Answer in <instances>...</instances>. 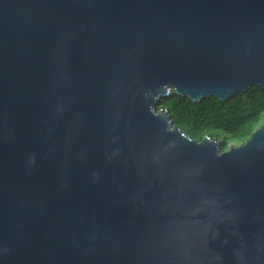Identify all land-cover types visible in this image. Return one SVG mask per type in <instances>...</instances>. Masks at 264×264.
Returning <instances> with one entry per match:
<instances>
[{
  "label": "water",
  "instance_id": "1",
  "mask_svg": "<svg viewBox=\"0 0 264 264\" xmlns=\"http://www.w3.org/2000/svg\"><path fill=\"white\" fill-rule=\"evenodd\" d=\"M255 85L264 0H0V264H264V123L158 110Z\"/></svg>",
  "mask_w": 264,
  "mask_h": 264
},
{
  "label": "trees",
  "instance_id": "2",
  "mask_svg": "<svg viewBox=\"0 0 264 264\" xmlns=\"http://www.w3.org/2000/svg\"><path fill=\"white\" fill-rule=\"evenodd\" d=\"M161 109L168 110L173 124L193 139L226 135L229 140H245L264 116V87L252 86L227 101L211 96L194 102L173 91L160 100Z\"/></svg>",
  "mask_w": 264,
  "mask_h": 264
},
{
  "label": "rangeland",
  "instance_id": "3",
  "mask_svg": "<svg viewBox=\"0 0 264 264\" xmlns=\"http://www.w3.org/2000/svg\"><path fill=\"white\" fill-rule=\"evenodd\" d=\"M261 123H264V116L261 118V120L258 123V125H260ZM221 138H223V140H224L223 141L224 143L222 145L223 146V150H227L231 144H238V143L244 141V140H229L226 135L221 136Z\"/></svg>",
  "mask_w": 264,
  "mask_h": 264
}]
</instances>
